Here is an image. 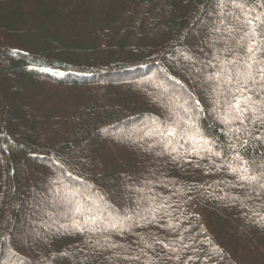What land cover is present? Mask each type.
Listing matches in <instances>:
<instances>
[{
    "label": "trees",
    "instance_id": "1",
    "mask_svg": "<svg viewBox=\"0 0 264 264\" xmlns=\"http://www.w3.org/2000/svg\"><path fill=\"white\" fill-rule=\"evenodd\" d=\"M262 68L264 0H0V264H264Z\"/></svg>",
    "mask_w": 264,
    "mask_h": 264
},
{
    "label": "rangeland",
    "instance_id": "2",
    "mask_svg": "<svg viewBox=\"0 0 264 264\" xmlns=\"http://www.w3.org/2000/svg\"><path fill=\"white\" fill-rule=\"evenodd\" d=\"M149 78L151 79V78H155V73H150V75H149ZM216 78V77H215ZM104 82H106L107 80H103ZM123 80H118V82H122ZM43 83V82H42ZM45 86H47V85H45ZM47 87H49V88H51L50 87V85L49 86H47ZM88 87H90V86H88ZM58 89H61V91H69V90H67V89H63V88H58ZM73 91H75V92H73V93H82V92H87V90H84V89H78V90H73ZM130 131H133L134 129H129ZM128 130V131H129ZM123 133H127L126 132V130H123V129H121V128H119V127H115V128H109V129H107L106 131L104 130L103 131V138H105V139H109L111 136H114V135H119V134H123ZM59 183V184H63V185H66L62 180H60V181H58L57 179H56V183ZM82 187V186H81ZM38 193L40 194V192L38 191ZM76 208H74L73 209V211H74V213H79V211H80V209H76ZM76 213V214H77ZM28 216H29V213H28ZM55 223V222H54ZM25 225H26V222L25 223H21V222H19V224L16 226V229H18V230H20V229H23L24 227H25ZM22 232V231H21Z\"/></svg>",
    "mask_w": 264,
    "mask_h": 264
},
{
    "label": "snow or ice",
    "instance_id": "3",
    "mask_svg": "<svg viewBox=\"0 0 264 264\" xmlns=\"http://www.w3.org/2000/svg\"><path fill=\"white\" fill-rule=\"evenodd\" d=\"M249 24H252V21H248ZM254 43V41H253ZM249 52H253V49L251 47H249L248 49ZM260 75L262 78H264V68L260 69ZM250 78V77H249ZM235 99V103L234 104H230L229 106L231 108H233L236 113H237V117L235 118H240L241 116H243L244 112H246L248 110L247 107H243L242 105H248L251 101V97H241L240 99ZM169 135H171L172 133H168Z\"/></svg>",
    "mask_w": 264,
    "mask_h": 264
}]
</instances>
